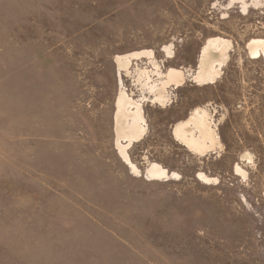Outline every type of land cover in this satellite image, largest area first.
Segmentation results:
<instances>
[{
	"label": "rangeland",
	"instance_id": "rangeland-1",
	"mask_svg": "<svg viewBox=\"0 0 264 264\" xmlns=\"http://www.w3.org/2000/svg\"><path fill=\"white\" fill-rule=\"evenodd\" d=\"M254 41L264 0H0V264H264Z\"/></svg>",
	"mask_w": 264,
	"mask_h": 264
},
{
	"label": "bare ground",
	"instance_id": "bare-ground-1",
	"mask_svg": "<svg viewBox=\"0 0 264 264\" xmlns=\"http://www.w3.org/2000/svg\"><path fill=\"white\" fill-rule=\"evenodd\" d=\"M261 43L262 41L251 42L249 45V49L252 50V48L255 47V48L262 49L264 51V44H261ZM263 51L261 53L262 55H264ZM129 58H131V56L125 57L124 59L125 62L123 63L124 65L121 64V66H125L126 62L129 61ZM223 61L225 62V60H222L219 62V66L221 64L223 65ZM220 75H221V69L217 67L216 70L212 73H209L207 77H201L200 79L204 83H211L215 81L217 77H219ZM170 79L176 82H180L182 80V76H179L178 74H172L171 72ZM161 87L162 88H160L159 90L157 89L158 100L161 102H165V99L167 98V97L165 98L166 87L165 85ZM206 116H207L206 111L198 109L192 117L188 118L185 121L180 122V124L178 125L179 129L177 130V132H175V134H177L178 139L182 140L188 147L194 148L195 151L201 150L203 152L208 148L210 149L220 140L218 131L216 129L214 130L211 129L209 123H207ZM134 121H136L135 117H134ZM191 124H194L195 128L199 130L198 137L194 136L193 132L190 133L189 126ZM120 129L121 131L119 133V136L123 138H127V139L136 138L135 136H140V134H142V133L136 132L135 127H132L127 132H124L123 127ZM206 141H209L211 145H207ZM121 148H124V147H121ZM237 169L239 170V168ZM150 172L151 174H154V176H161V175L167 174L158 165H154Z\"/></svg>",
	"mask_w": 264,
	"mask_h": 264
},
{
	"label": "flooded vegetation",
	"instance_id": "flooded-vegetation-1",
	"mask_svg": "<svg viewBox=\"0 0 264 264\" xmlns=\"http://www.w3.org/2000/svg\"><path fill=\"white\" fill-rule=\"evenodd\" d=\"M190 118V117H189Z\"/></svg>",
	"mask_w": 264,
	"mask_h": 264
}]
</instances>
